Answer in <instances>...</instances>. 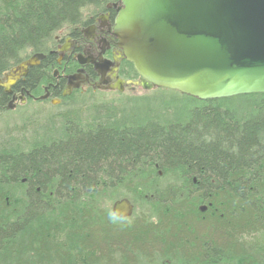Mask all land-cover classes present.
Returning a JSON list of instances; mask_svg holds the SVG:
<instances>
[{"label": "trees", "instance_id": "1", "mask_svg": "<svg viewBox=\"0 0 264 264\" xmlns=\"http://www.w3.org/2000/svg\"><path fill=\"white\" fill-rule=\"evenodd\" d=\"M117 1L0 0V79ZM54 66L48 55L14 91L43 90ZM159 91L171 104L144 117L129 106L151 96L75 95L0 137V264H264V94ZM10 98L0 87V113ZM122 199L134 214L119 220Z\"/></svg>", "mask_w": 264, "mask_h": 264}, {"label": "water", "instance_id": "2", "mask_svg": "<svg viewBox=\"0 0 264 264\" xmlns=\"http://www.w3.org/2000/svg\"><path fill=\"white\" fill-rule=\"evenodd\" d=\"M120 1L115 34L125 60L141 78L129 84L199 101L264 94V0ZM46 58L36 54L1 78L5 94L13 95L30 69ZM74 80L64 96L78 88ZM14 108L9 102L7 110ZM112 212L119 220L129 219L134 206L122 199Z\"/></svg>", "mask_w": 264, "mask_h": 264}, {"label": "flooded vegetation", "instance_id": "3", "mask_svg": "<svg viewBox=\"0 0 264 264\" xmlns=\"http://www.w3.org/2000/svg\"><path fill=\"white\" fill-rule=\"evenodd\" d=\"M120 6L119 0L97 13H85L76 27H65L57 32L54 42L43 46L49 49L48 54H44L50 55L53 63L55 62L53 73L42 86L43 90L30 91L22 86L16 92L14 89L19 82L13 89L9 102L14 101L15 107L38 103L62 109L74 103L75 95H125L135 94L141 89L128 83L141 82V78L133 65L125 60L115 34L117 10ZM71 78H75L73 85L78 88L64 96ZM118 87H121V91Z\"/></svg>", "mask_w": 264, "mask_h": 264}, {"label": "rangeland", "instance_id": "4", "mask_svg": "<svg viewBox=\"0 0 264 264\" xmlns=\"http://www.w3.org/2000/svg\"><path fill=\"white\" fill-rule=\"evenodd\" d=\"M156 91V92H155ZM156 93V94H155ZM153 95V96H152ZM142 97V96H151L131 104L130 110L131 114L138 115L139 117H144L145 113L151 111V109H157L163 105L171 104V99L174 97L171 93H164L155 89L152 91H143L138 89L135 94L126 93L123 96L112 95V94H101L95 95L93 98L86 99V101L101 102V101H115L118 98L126 99L127 97ZM118 99V100H119ZM83 97L79 98L77 102H82ZM62 109H57L52 107L49 104H38V103H28L25 105H17L13 110H5V112L0 113V137H6V133L11 134L12 129L20 128L27 124L29 121L46 124L50 119L57 113L63 111ZM35 123V124H36ZM17 136V135H16ZM18 139V138H17ZM21 139V138H20ZM111 202L107 203V206H110Z\"/></svg>", "mask_w": 264, "mask_h": 264}, {"label": "clouds", "instance_id": "5", "mask_svg": "<svg viewBox=\"0 0 264 264\" xmlns=\"http://www.w3.org/2000/svg\"><path fill=\"white\" fill-rule=\"evenodd\" d=\"M109 219L112 221V222H115L116 218L112 215V214H109Z\"/></svg>", "mask_w": 264, "mask_h": 264}, {"label": "bare ground", "instance_id": "6", "mask_svg": "<svg viewBox=\"0 0 264 264\" xmlns=\"http://www.w3.org/2000/svg\"><path fill=\"white\" fill-rule=\"evenodd\" d=\"M15 68V67H14ZM247 96H249V95H247Z\"/></svg>", "mask_w": 264, "mask_h": 264}]
</instances>
